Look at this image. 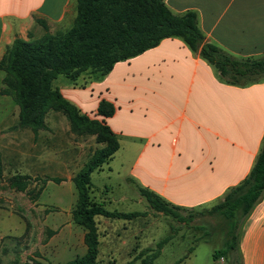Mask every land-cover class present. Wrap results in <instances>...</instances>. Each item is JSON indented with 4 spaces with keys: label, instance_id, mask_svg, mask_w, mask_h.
<instances>
[{
    "label": "crops",
    "instance_id": "1",
    "mask_svg": "<svg viewBox=\"0 0 264 264\" xmlns=\"http://www.w3.org/2000/svg\"><path fill=\"white\" fill-rule=\"evenodd\" d=\"M163 2L175 14L194 11L205 40L228 54L264 56V0ZM74 15L75 0H0V59L14 38L28 40L45 32L37 18L53 33L67 29ZM3 75L0 70V89ZM78 81L82 85L74 87ZM54 87L80 113L106 124L117 140L110 158L91 173L105 169L106 174L121 176L134 186L140 204L138 187H144L179 207H211L248 173L264 134V78L226 83L176 36L115 62L105 75L66 78ZM78 89L95 93L91 109L77 103ZM101 99L113 106L111 115L97 113ZM17 122V104L9 94L0 93V176L71 180L101 146L94 140L90 149L84 139L60 138L58 144L67 150L59 152L69 153L60 157L57 166L46 117L44 127L36 131ZM91 196L95 200L92 192ZM147 206L145 202L143 210ZM100 216H94L98 244L106 233L100 226L105 228L115 219ZM62 222L61 236L57 232L49 236L40 245L41 254L51 258L62 251L71 254L70 260L85 252L84 230L73 223L70 211ZM237 249L240 264H264V192L239 228Z\"/></svg>",
    "mask_w": 264,
    "mask_h": 264
},
{
    "label": "trees",
    "instance_id": "2",
    "mask_svg": "<svg viewBox=\"0 0 264 264\" xmlns=\"http://www.w3.org/2000/svg\"><path fill=\"white\" fill-rule=\"evenodd\" d=\"M36 21L45 29L42 35L28 40L16 37L6 47L0 59V70L4 72V87L0 93L9 94L17 104L18 126L36 131L44 127L45 112L49 108L58 109L65 113L71 129L91 132L95 142L101 145L93 150L71 178L76 191L71 219L84 230L85 252L59 263L95 264L98 233L94 216L132 219L142 212L108 210L93 199L90 173L110 158L118 143L106 124L88 118L64 99L52 85L53 79L63 75L75 80L87 70L95 76L105 75L115 62L136 56L170 36L181 38L191 51L215 69L219 79L230 84L264 78V56L235 57L228 54L205 40L194 11L172 13L163 0H75V15L70 26L54 34L47 32L42 20L37 18ZM96 111L99 115L109 116L113 106L101 99ZM27 179L24 175H13L9 178V185L23 191L27 187ZM50 179L59 180L55 177ZM138 192L149 209L169 215L177 223L189 222L195 213L218 217V226L224 230L225 239L222 247L213 252V258L226 255L230 264H240L238 231L264 192V134L248 173L209 208L195 212L173 205L147 188L138 187ZM169 239L170 235L163 237L154 248L138 251L124 264H134L135 260H138L137 264L151 263Z\"/></svg>",
    "mask_w": 264,
    "mask_h": 264
},
{
    "label": "rangeland",
    "instance_id": "3",
    "mask_svg": "<svg viewBox=\"0 0 264 264\" xmlns=\"http://www.w3.org/2000/svg\"><path fill=\"white\" fill-rule=\"evenodd\" d=\"M82 75L95 76L88 70L82 72ZM65 80L63 75H57L52 85ZM74 85L80 87L82 83L78 81ZM74 95L84 110L92 108L95 93L78 89ZM45 117L51 126L54 142L53 164L58 166L60 157L69 153L59 152L60 149L67 150L58 144L60 138L84 139L85 143L90 144V149L93 148L94 134L71 129L61 110L49 108ZM9 178L3 174L0 176V264H59L68 261L71 254L60 251L57 256L50 258L48 253L41 254L43 250L40 245L55 232L58 238L61 236L64 215L71 211L76 201V191L71 180L60 177L62 181L53 182L47 179L48 176H30L27 187L19 191L9 186ZM90 183L92 195L96 201L102 202L105 209L142 212L139 217L115 218L105 228L104 225L100 226L106 233H102L97 245L95 264H124L138 251L154 248L155 243L167 235H170V239L161 246L158 255L149 264H230L226 255L215 258L212 255L222 247L225 239L224 230L218 226V217L195 213L189 222L183 224L148 206L143 210L146 201L144 198L142 204L136 201L134 186L125 183L121 176L106 174L105 169L91 173ZM121 194L126 199H119ZM180 213L186 214L182 211ZM137 263L138 260H135L134 264Z\"/></svg>",
    "mask_w": 264,
    "mask_h": 264
}]
</instances>
